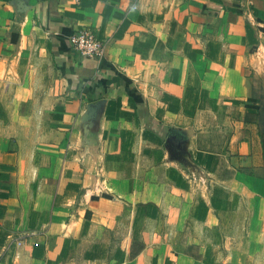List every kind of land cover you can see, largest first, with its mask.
<instances>
[{
  "label": "rangeland",
  "instance_id": "rangeland-1",
  "mask_svg": "<svg viewBox=\"0 0 264 264\" xmlns=\"http://www.w3.org/2000/svg\"><path fill=\"white\" fill-rule=\"evenodd\" d=\"M158 13L100 35L124 110L112 91L71 97L41 35L0 38V200L16 227L40 218L68 264H179L200 247L205 264H264V116L237 109V45Z\"/></svg>",
  "mask_w": 264,
  "mask_h": 264
},
{
  "label": "crops",
  "instance_id": "crops-1",
  "mask_svg": "<svg viewBox=\"0 0 264 264\" xmlns=\"http://www.w3.org/2000/svg\"><path fill=\"white\" fill-rule=\"evenodd\" d=\"M170 10L178 20L185 18L194 33L208 32L210 42L237 45V58L248 77L246 95L240 99L244 105L238 104L237 109L244 117L258 116L253 124H260L264 116V0H0V38L11 37L18 26L32 36L41 35L71 97L79 93L93 98L112 91L125 102L120 105L124 110L125 104H131L123 98L127 88L121 71L109 62L106 47L102 58L82 60L71 53L70 36L88 28L103 42L100 35L113 36L135 13L159 12L164 19ZM133 105L137 119L147 121L145 101ZM11 200V196L0 200V264H68V252L60 255L56 246L42 243L40 218L29 229L16 227L18 212L10 206ZM255 200L264 207V199ZM192 251L196 254L185 248L178 263L207 262L205 249Z\"/></svg>",
  "mask_w": 264,
  "mask_h": 264
},
{
  "label": "built area",
  "instance_id": "built-area-1",
  "mask_svg": "<svg viewBox=\"0 0 264 264\" xmlns=\"http://www.w3.org/2000/svg\"><path fill=\"white\" fill-rule=\"evenodd\" d=\"M70 46L71 53L82 60L100 59L105 51L104 43L88 28L75 30L70 36Z\"/></svg>",
  "mask_w": 264,
  "mask_h": 264
}]
</instances>
